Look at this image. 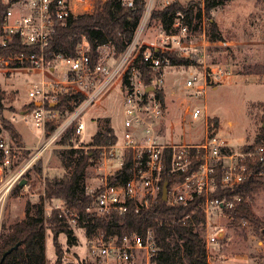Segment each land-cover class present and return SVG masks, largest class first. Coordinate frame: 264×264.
<instances>
[{
  "label": "built area",
  "instance_id": "2783aa9c",
  "mask_svg": "<svg viewBox=\"0 0 264 264\" xmlns=\"http://www.w3.org/2000/svg\"><path fill=\"white\" fill-rule=\"evenodd\" d=\"M121 2L131 7L133 0ZM162 2L163 8L170 4L168 0ZM74 3L84 6L85 11L93 10L94 4L88 0H0V4L5 8L2 15L0 46L5 47L8 40L17 38L21 46L33 49L31 52L21 51L7 57L0 56V71L10 73L25 69L46 72L52 76L56 68L50 67L51 62L61 65L59 77H62V80L55 83L41 80L28 92L30 104H34L35 107L28 116L31 118L32 126L38 130H43L48 123H56L62 116V111L55 109L60 94L84 97L77 105L71 102L73 110H65L63 126L48 137L41 151L47 150L70 127H75L76 134H80L85 128L81 121L84 112L97 104L114 84L121 85L122 79L126 77L127 83L121 87V136L114 145L105 148L108 149L106 151L109 157L107 160L103 159L117 163L118 167L112 169L109 175H104L102 172L107 166L105 162L98 161V166L95 163L89 166L96 172L98 185L92 189H85L86 193L95 194L88 211L96 215L123 214L129 210L139 213L154 206L159 198H162L165 152L168 158L166 173L185 175L182 182L171 185L169 190L167 185L166 202L185 204L195 196L203 197L202 212L206 229L210 217H214L218 212L226 214V211L233 210L248 200V197L244 199L241 196L212 198L215 169L217 166L221 167L220 183L223 187L232 188L239 185L251 176L243 163L246 159L252 162L255 159L264 161L263 146L255 148L254 151L232 154L227 145L216 136V132L206 136L197 145L165 143L160 140L158 129L163 119L164 108L163 100L158 97V93H163L164 69L169 66V60L163 52L165 47L162 45L169 44L171 48L187 50L181 43V38L186 37L190 31L184 22V16L180 12L175 14L171 34L163 30L157 34L160 46L151 43V47H146L142 51L141 60L147 66L149 75V82L145 84L140 69L134 65L142 48L137 47V38H133L117 60L113 58V50L109 45L98 47L96 58L91 60L89 46L85 41L76 47L74 57L52 54L51 60H46L45 50L56 25H64L69 16H75L71 10ZM148 8L149 6L146 7L143 17L145 14L148 15ZM142 26H139L138 37L142 33ZM221 74L223 72L218 69H211L206 74L192 70L186 77L185 88L192 90L193 96L200 101L208 83L220 79ZM149 87L152 90L146 91ZM50 104L55 106L50 108ZM200 114L201 108L194 107L190 117L196 120ZM225 150L228 153H224ZM17 153L18 148L0 137V174L4 169L17 165ZM101 153L103 158H106L105 151ZM29 166L30 163H27L21 167L11 177L10 185L19 183ZM122 171L125 178L120 175ZM253 176L264 177V173ZM42 193L41 201L44 207L47 201L44 191ZM54 209L65 217V224L69 228L78 226L77 215L73 211L70 212L63 203L61 206H54ZM205 239V248L215 246L219 240L217 234H209L207 230ZM86 243L88 264H134L140 258L143 264H157L159 247L151 232H147L144 237L137 233L121 238L94 235L86 238Z\"/></svg>",
  "mask_w": 264,
  "mask_h": 264
},
{
  "label": "rangeland",
  "instance_id": "374dc122",
  "mask_svg": "<svg viewBox=\"0 0 264 264\" xmlns=\"http://www.w3.org/2000/svg\"><path fill=\"white\" fill-rule=\"evenodd\" d=\"M178 1L182 5L201 3L203 0H168ZM149 13L141 19L142 33L138 37V29L134 39H138L137 47H151V43L160 46L157 34L162 30L158 22L149 18L151 10H161L162 0H145ZM169 4V5H170ZM146 9V8H145ZM144 16V14H143ZM192 25L188 35L181 38L186 51L162 45L163 52L178 59L190 62V67H170L164 69L163 108L164 115L159 126L160 140L173 144H200L206 136L216 128V136L227 145L230 153L242 152L243 148L253 145L264 126V4L257 0H232L215 8L207 18L203 13L198 17L194 8ZM208 21L215 22L222 41L212 42L209 39ZM139 25V26H140ZM159 49V48H158ZM55 74L49 75L42 71H0V137L18 148V163L0 174V237L7 228L25 217L26 204L39 203L42 192L45 194V183L65 174L58 152L74 149H89L87 144L93 135L103 131L106 121L114 132L121 133L122 91L120 84H114L99 102L84 112L81 121L84 130L78 135H72L68 145L59 143L60 135L47 150L41 151L48 137L59 131L66 118L65 110L54 124H47L43 130L34 128L28 116L30 98L28 92L34 84L41 80L55 83L62 80L59 77L61 65L52 63ZM221 70V78L208 83L201 100L193 96V91L185 88V80L192 70L206 74L210 70ZM65 95L60 94L59 97ZM194 107L201 108V114L196 120L191 119L190 112ZM54 129L52 133H48ZM13 134L16 138H13ZM121 136V135H119ZM120 138V137H119ZM104 149V150H103ZM106 158L101 152L93 162H105L104 175H109L118 164L104 161L109 153L105 147ZM21 156V157H20ZM19 158L22 160L19 161ZM30 163L21 179L25 184L19 188L18 182L10 185L11 177L25 164ZM109 165V166H108ZM102 175V174H101ZM98 185L96 172L90 167L86 169L84 186L92 189ZM47 201V200H46ZM253 214L264 218V190H258L249 198ZM62 202L54 200L46 202L44 215L50 219ZM51 206V207H49ZM91 207V206H90ZM51 208V209H49ZM72 212V210H70ZM67 213V218L70 216ZM58 217L66 221L57 211ZM232 220L225 213L218 212L210 217L207 229L202 237L206 240V230L209 234H217L215 246L206 248L208 264H264V236L262 229H256L248 224L233 226ZM45 256L48 264L56 260L50 225L45 223ZM74 243L69 244L64 234L59 235L62 263L75 264L88 260L85 231L82 227L70 228ZM206 247V245H205ZM134 264H143L141 258Z\"/></svg>",
  "mask_w": 264,
  "mask_h": 264
},
{
  "label": "trees",
  "instance_id": "16d2710c",
  "mask_svg": "<svg viewBox=\"0 0 264 264\" xmlns=\"http://www.w3.org/2000/svg\"><path fill=\"white\" fill-rule=\"evenodd\" d=\"M231 1L203 0L199 4L194 5L190 2L185 6L175 1L161 10H151L149 18L151 21L158 22L163 31L171 34L175 14L180 12L184 16L185 24L191 30L193 29L194 8L197 10L198 17L203 13L208 18L209 13L215 8ZM257 1L264 4V0ZM145 8V0H133L131 7L123 5L121 0H106L104 2L94 0L91 13L69 16L64 25H56L45 50L46 60H51L52 54L74 57L76 47L82 41H85L89 46L91 60L96 58L97 48L103 45H109L112 48L113 58L117 60L132 42ZM4 11L5 8L0 4V35ZM208 27L210 41H222L215 22L208 21ZM145 48H141L134 65L140 69L142 80L147 84L149 82L148 70L141 60V53ZM32 50L21 46L17 38H12L7 41L5 47L0 46V56L7 57L13 53L31 52ZM164 56L168 58L170 67H190V62L187 60L178 59L167 53H164ZM126 83L127 80L124 77L121 87L123 88ZM162 94V92L158 93V97L163 100ZM83 98L81 95H62L59 97L55 109L61 107L63 110L72 111L74 106H71V102L73 101L77 105ZM28 106L29 111L35 108L34 104ZM2 108L0 99V112ZM213 129L216 132V128ZM53 131L54 129L48 135ZM210 134H213V132L211 131ZM72 135H77L75 127L67 129L59 143L63 146L70 144L69 141ZM13 138H16L15 134H13ZM116 142L117 136L106 121L103 131L96 132L87 144V147H90L89 149H74L73 145H69L71 147L69 150L58 152V159L66 172L60 178L46 181V200L50 203L54 200L61 201L68 210H72L77 215L78 226L84 229L86 238L94 235H102L105 238L109 236L121 238L131 233H137L144 237L147 232H151L159 247L156 258L157 264H208L205 242L202 237L205 218L202 212L204 199L201 196H195L185 204H170L164 202L160 197L154 206L139 213L129 210L123 214L96 215L88 211L94 201L95 194H88L85 191L86 169L98 158L99 152L104 147L108 148ZM259 146L264 147V126L260 128V133L254 144L244 147L243 152L254 151ZM224 153H228V151L225 150ZM166 154L167 152H165L162 182H167L169 190L171 185L182 182L185 175H168L166 173L168 163ZM243 163L251 176L232 188H225L221 185V167H216L212 198L241 196L244 199L248 197L249 200L258 190H264V177L253 176L254 174L264 173V161L260 162L255 159L252 162L246 159ZM120 175L125 178L124 171ZM16 188H19V185ZM248 200L243 201L235 209L226 211V214L232 220L231 224L238 227L242 223H247L256 229L264 228V218L259 219L253 214ZM25 211L24 219L11 224L0 237V264H48L45 256V223L50 225L56 252V260L52 264H63V255L58 237L64 234L68 243L73 244L74 237L71 229L63 219L58 217L57 211L53 213L50 219H46L41 200L39 203L32 205L27 203ZM262 231L264 236V229ZM17 243H19L18 248L2 260L3 253ZM75 264L88 263L83 260Z\"/></svg>",
  "mask_w": 264,
  "mask_h": 264
},
{
  "label": "water",
  "instance_id": "95a60500",
  "mask_svg": "<svg viewBox=\"0 0 264 264\" xmlns=\"http://www.w3.org/2000/svg\"><path fill=\"white\" fill-rule=\"evenodd\" d=\"M150 90H152L150 87L149 88H147L146 89V91H150ZM38 106V105H37ZM55 105L54 104H50L49 105V107L50 108H53ZM25 184V180L24 179H21L20 181H19V183H18V185L20 186V187H22L23 185ZM167 182H164L163 183V186H162V200L164 201V202H166L167 201ZM18 246H19V243H17L15 246H13L12 248H10V249H8L6 252H4L3 253V255H2V260L7 256V255H9L13 250H16L17 248H18Z\"/></svg>",
  "mask_w": 264,
  "mask_h": 264
},
{
  "label": "crops",
  "instance_id": "0c3cea01",
  "mask_svg": "<svg viewBox=\"0 0 264 264\" xmlns=\"http://www.w3.org/2000/svg\"><path fill=\"white\" fill-rule=\"evenodd\" d=\"M88 1H90L94 4V0H88ZM71 10L73 12V15H75V16L91 13V12H88L89 9L87 11H85L84 6H82L81 4H78V3H74L72 5ZM115 135L117 136V139H118L120 134L118 132H115Z\"/></svg>",
  "mask_w": 264,
  "mask_h": 264
}]
</instances>
